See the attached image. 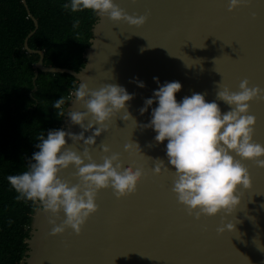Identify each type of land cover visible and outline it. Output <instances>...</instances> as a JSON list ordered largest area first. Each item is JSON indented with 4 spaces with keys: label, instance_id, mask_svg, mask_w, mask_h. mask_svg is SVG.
<instances>
[{
    "label": "water",
    "instance_id": "95a60500",
    "mask_svg": "<svg viewBox=\"0 0 264 264\" xmlns=\"http://www.w3.org/2000/svg\"><path fill=\"white\" fill-rule=\"evenodd\" d=\"M21 3L26 8L25 0ZM115 3L128 15H146V23L134 28L96 15L83 55L85 63L78 71L46 67L43 52L29 49L28 39L38 25L26 8L34 30L24 40L23 49L39 55L32 91L39 71L67 74L77 83V79L83 80L92 89L107 83L118 84L133 94L128 111L140 125L151 119V108L143 115L139 109L158 90L154 77L160 85L172 81L182 85L176 94L177 101L193 93L205 94L206 102L216 101L222 113L229 111V107L216 100L217 85L238 91L240 82L247 80L249 87L264 89V0H252L251 7L232 12L228 11L229 0ZM136 80L145 87H137ZM156 106L154 103L152 107ZM68 107L84 111L79 105ZM249 114L256 119L253 141L264 145V101H253ZM135 120L113 119L108 125L110 130L97 138L90 153L99 164L104 155L101 145H106L111 150L109 155L119 154L126 167H142L144 175L136 192L117 199L110 188L101 190L96 200L98 211L90 216L79 235L69 229L51 236L49 217L35 205L29 237L24 241L27 249L20 264H264V169L242 161L248 169L251 187L238 188V208L230 215L222 211L215 217L196 220L172 192L174 172L159 176L153 173V159L167 163V142L156 144V133L137 127ZM60 129L76 134L81 131L66 117ZM90 134L85 133V137ZM131 142L139 144L144 156L130 157L124 151V146ZM75 147L83 150L82 145ZM74 174L75 169L69 168L60 175L75 184ZM60 217L62 220L63 213ZM227 224H233L235 231H228ZM220 228L225 230L219 232Z\"/></svg>",
    "mask_w": 264,
    "mask_h": 264
},
{
    "label": "clouds",
    "instance_id": "9594fccd",
    "mask_svg": "<svg viewBox=\"0 0 264 264\" xmlns=\"http://www.w3.org/2000/svg\"><path fill=\"white\" fill-rule=\"evenodd\" d=\"M131 3L136 4L137 0ZM249 3L250 0H229L228 11L247 7ZM62 7L72 13L91 11L114 24L123 22L134 28H141L147 20L146 15H128L115 0H68ZM79 26L80 20L75 19L72 28ZM77 80L80 82L70 94L54 101L52 108L56 116L66 117L71 125H78L79 134L64 129L42 133L37 137V150L28 160L27 170L6 177L17 193V201L38 205L49 217L51 236L69 229L79 235L90 216L98 211L96 200L101 190L110 188L117 199L127 197L136 192L144 175L142 167H126L119 154L109 155L111 150L106 145H101L104 154L101 163H96L90 153L97 138L110 130L108 125L113 119L135 120L128 111L133 94L118 84L107 83L92 89L83 80ZM153 80L158 90L139 109L143 115L151 108V119L140 125L135 120L137 127L150 128L156 133V144L167 142V163L160 158L153 159V173L159 176L170 170L174 172L172 192L196 220L215 217L222 211L232 214L240 205L238 188L251 187L248 169L242 161L264 169V145L253 141L256 119L249 114L253 101H264V89L249 87L247 80L240 82L238 91L217 85L216 100L229 107V111L222 113L216 101L206 102L205 94L193 93L177 101L176 94L182 88L178 81L160 85L157 77ZM134 82L141 89L145 87L142 81ZM154 103L157 106L153 108ZM69 104L79 105L84 111H72ZM85 133L91 134L85 137ZM77 145H82L83 150H78ZM124 151L130 157L144 156L135 142L126 144ZM69 168L75 169V184L61 178V172ZM226 229L235 231V226L227 224Z\"/></svg>",
    "mask_w": 264,
    "mask_h": 264
},
{
    "label": "trees",
    "instance_id": "16d2710c",
    "mask_svg": "<svg viewBox=\"0 0 264 264\" xmlns=\"http://www.w3.org/2000/svg\"><path fill=\"white\" fill-rule=\"evenodd\" d=\"M67 2L25 0L38 25L27 44L43 52L44 66L78 71L84 66L83 55L97 16L91 11H66L62 5ZM26 8L21 0H0V264H20L36 209L31 202L16 200L17 193L6 177L27 170L39 135L60 129L63 117L55 115L52 103L67 97L78 84L67 74L39 71L32 91L39 55L23 49L34 30ZM75 19L80 20L77 29L72 28Z\"/></svg>",
    "mask_w": 264,
    "mask_h": 264
},
{
    "label": "snow or ice",
    "instance_id": "6c2138e0",
    "mask_svg": "<svg viewBox=\"0 0 264 264\" xmlns=\"http://www.w3.org/2000/svg\"><path fill=\"white\" fill-rule=\"evenodd\" d=\"M252 6V0H250V3L247 7H251Z\"/></svg>",
    "mask_w": 264,
    "mask_h": 264
}]
</instances>
